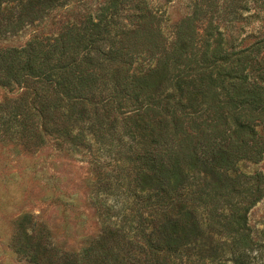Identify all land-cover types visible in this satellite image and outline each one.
Segmentation results:
<instances>
[{
    "label": "trees",
    "instance_id": "trees-1",
    "mask_svg": "<svg viewBox=\"0 0 264 264\" xmlns=\"http://www.w3.org/2000/svg\"><path fill=\"white\" fill-rule=\"evenodd\" d=\"M68 0H0V39ZM164 31L148 0H105L56 36L0 47V142L89 153L100 235L61 251L30 215L26 264H261L248 214L264 174V0H188ZM244 35V36H243Z\"/></svg>",
    "mask_w": 264,
    "mask_h": 264
},
{
    "label": "rangeland",
    "instance_id": "rangeland-1",
    "mask_svg": "<svg viewBox=\"0 0 264 264\" xmlns=\"http://www.w3.org/2000/svg\"><path fill=\"white\" fill-rule=\"evenodd\" d=\"M104 1L68 0L41 21L0 39V47H22L34 37L56 36L65 25L78 23L85 14L94 13ZM148 3L163 16L168 37L173 26L189 12L188 0H148ZM20 93L16 88L0 86V103ZM239 169L248 175L264 174V158L257 164L241 162ZM94 181L89 153L59 149L49 139L35 150H27L11 140L0 142V264H26L11 247L17 222L24 215L44 225L61 251L77 253L96 239L101 233V223L93 204ZM248 225L254 237L261 239L264 197L250 210ZM259 262L264 264V256Z\"/></svg>",
    "mask_w": 264,
    "mask_h": 264
}]
</instances>
